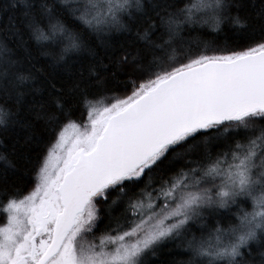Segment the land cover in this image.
Here are the masks:
<instances>
[{"label":"snow or ice","instance_id":"obj_1","mask_svg":"<svg viewBox=\"0 0 264 264\" xmlns=\"http://www.w3.org/2000/svg\"><path fill=\"white\" fill-rule=\"evenodd\" d=\"M10 133L0 264H264V0H0Z\"/></svg>","mask_w":264,"mask_h":264},{"label":"trees","instance_id":"obj_2","mask_svg":"<svg viewBox=\"0 0 264 264\" xmlns=\"http://www.w3.org/2000/svg\"><path fill=\"white\" fill-rule=\"evenodd\" d=\"M228 39L229 42L234 41L236 38L232 35V33L225 29V33L217 36L218 41H224L225 39ZM112 87L114 88V92L111 94L114 95H121L122 93L119 91L121 88V84L119 83H113ZM77 122H83L86 117L82 116L80 112H75V115L73 117ZM16 139H19L20 144H23V135L21 134L19 137L16 136L15 133H10L7 135H0V141H3L6 145H11ZM43 147L41 146L40 149L33 150L30 154L35 156L36 151H42ZM26 154H29L26 152ZM4 167V163L0 162V169ZM31 172L30 169L24 166L21 163V167L18 171L15 173H9V183L14 184L19 190L21 191H27L31 188ZM6 222V218L4 215L0 214V226H2ZM164 256H167V253L164 254ZM164 256L161 257V259L164 258ZM157 264H159V261H157Z\"/></svg>","mask_w":264,"mask_h":264},{"label":"rangeland","instance_id":"obj_3","mask_svg":"<svg viewBox=\"0 0 264 264\" xmlns=\"http://www.w3.org/2000/svg\"><path fill=\"white\" fill-rule=\"evenodd\" d=\"M69 134L71 135V130H70V133Z\"/></svg>","mask_w":264,"mask_h":264}]
</instances>
